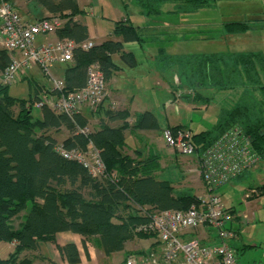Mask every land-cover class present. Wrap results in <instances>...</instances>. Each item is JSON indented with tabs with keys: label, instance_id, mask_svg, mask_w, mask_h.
Masks as SVG:
<instances>
[{
	"label": "trees",
	"instance_id": "trees-1",
	"mask_svg": "<svg viewBox=\"0 0 264 264\" xmlns=\"http://www.w3.org/2000/svg\"><path fill=\"white\" fill-rule=\"evenodd\" d=\"M25 1L43 7L50 16L65 19L64 25L56 31L59 39L68 38L78 43L89 40L87 25L75 19L81 12L77 0ZM135 1L140 14L150 18L163 13H195L214 6L217 0ZM167 4H171V9L165 10ZM124 8H128L125 2ZM251 28L250 21L224 24L227 34L244 33ZM115 29L125 41L137 40L142 44L145 41L142 30L129 19L118 22ZM162 52V49L157 51L158 54ZM116 53L129 66L137 64L134 53L123 51V43L112 39L97 43L89 50L75 49L73 61L66 66L64 91L83 88L87 83L88 68L94 63L99 64L106 81L110 80L113 71L120 67L112 58ZM157 58L156 61H161ZM168 58L169 68H173L175 75L184 81L178 87L190 90V93L181 96L196 94L195 97L203 98L200 93L197 94L201 88L246 89L231 108L221 109L218 122L212 129L200 132L190 129L195 156L205 153L223 134L237 129L250 140L261 161L264 160V53L169 54ZM10 62V52L1 47L0 241L14 243L16 251L8 258L0 255V264H33L29 257L21 256L22 252L35 249L41 241H55V235L60 231H72L92 238L107 255L123 250L126 242L134 238L157 239V246L130 255L160 250L158 234L143 227L156 212L187 210L198 202V196L189 190L176 193L170 180L157 177L156 171L161 167V156L158 154L150 151L146 157L140 153L132 156L125 151L128 147L125 131L161 130L158 116L152 111H145L130 124L127 110H118L106 102L96 111L85 110L77 114L75 121L48 106L41 108L42 117L36 119L32 115L31 104L41 92L36 91L35 97L31 96L29 105L25 100L11 97L9 84L2 81V73ZM100 111L104 115H100L99 128L89 135L79 132V128L89 127V115ZM120 120L123 121L121 125H111V122ZM180 128L187 127L178 125L165 129L176 131ZM61 129L68 130L70 134L59 142L53 132ZM90 143L100 150L107 175L94 177L84 165L64 158L57 151L60 144L68 149L86 151ZM250 170L234 181L243 180ZM111 173H116L117 177L112 178ZM253 188L258 190L254 197L264 195V185ZM26 210L24 221L15 228L12 220ZM232 213L239 220L235 207H232ZM61 250L68 255L71 263L79 262L75 245L68 244Z\"/></svg>",
	"mask_w": 264,
	"mask_h": 264
},
{
	"label": "rangeland",
	"instance_id": "rangeland-1",
	"mask_svg": "<svg viewBox=\"0 0 264 264\" xmlns=\"http://www.w3.org/2000/svg\"><path fill=\"white\" fill-rule=\"evenodd\" d=\"M255 1L219 0L217 2L220 3L219 5L204 8L195 13H163L160 16L147 18L140 14L135 0H77L81 11L78 15L79 19L87 25L91 40L120 41L123 43V51L129 50L135 54L137 60L135 66H129L121 57L116 58L117 55L119 56L118 53L112 57L113 61L122 68L119 67L113 71L109 85L122 90L119 91L122 103H117V107L129 109L127 120H136L141 112L148 109L158 116L162 128L169 124L184 125L193 132L212 129L218 122L221 109L231 108L244 91L240 88L213 91L201 88L197 94L200 93L203 98H197L196 94L192 93L190 97L181 96L190 92L187 88H184L186 90L184 91L178 87L179 84L183 85L184 81L178 76L176 79L173 68L167 65L168 56L169 54L218 51L234 53L262 51L264 53V21H261L264 19V14L256 13L258 11L252 4ZM124 2L128 4L127 9L124 8ZM15 7L17 9V6ZM171 7V4H167L165 10ZM124 19H129V22L142 30L143 39H145L143 44L137 40L125 41L123 35L117 32L116 24ZM231 21H252L259 25L249 32L225 34L221 25ZM208 24L213 28L207 30L202 27ZM158 49H162L163 52L158 54ZM157 56L162 62L156 61ZM152 59H155L154 63H151ZM31 67L34 68V74L39 80H45L46 75L40 67L34 64ZM157 67L160 69L156 70ZM29 72L30 70L27 71ZM52 73L56 77L59 75L54 68ZM115 73L116 77H114ZM165 85H173L175 92L165 89ZM33 87L27 77L20 76L15 83L9 85L8 91L11 97L25 100L29 105ZM101 112L89 115L91 131L99 128L100 115H103ZM32 115L36 119L41 118V109L32 108ZM69 134L66 129L53 132L59 142ZM126 143L129 148H132L134 156H136L135 153H140L146 157L150 151L161 156L159 162L161 167L156 171L157 177L170 180L176 193L180 190H189L197 196L205 194L206 185L201 174L195 171V167H198L197 157L172 151L164 138H161L160 130H142L134 136L127 133ZM190 168L195 169L190 171ZM251 184L255 186L264 184V160L243 180L232 181L221 188L220 192L223 193L225 203L228 206L234 204L239 215L255 214V220L245 227L241 238L236 239L239 250L238 263L264 264V195L252 196L251 199L246 200L245 194L250 193ZM13 222L17 225L18 220ZM234 241L231 240L230 243L236 248ZM15 251L16 246L12 242L0 241L2 258L10 257Z\"/></svg>",
	"mask_w": 264,
	"mask_h": 264
},
{
	"label": "built area",
	"instance_id": "built-area-1",
	"mask_svg": "<svg viewBox=\"0 0 264 264\" xmlns=\"http://www.w3.org/2000/svg\"><path fill=\"white\" fill-rule=\"evenodd\" d=\"M64 23L65 19L60 16L26 21L14 4L0 0V46L11 54V62L2 73V81L9 85L15 83L31 65H38L52 88L41 92L31 107L41 109L48 106L75 121L77 114L85 110L96 111L109 102V89L99 64L94 63L88 68L87 83L83 88L64 91L65 81L52 73L53 67L58 63L73 61L75 49L89 50L97 44L92 40L78 43L68 38H58L40 47L36 45L39 36L55 34ZM79 132L89 135L91 130L85 127L79 128ZM191 134L188 128L163 131L167 146L176 153L188 156L196 155ZM57 151L64 158L84 165L94 177L107 175L100 150L93 143L86 151L68 149L61 144L57 146ZM260 162V156L241 131L235 129L223 134L198 157L195 171L201 174L206 185L205 194L198 196V202L185 211L170 209L156 212L143 228L158 234L161 249L129 255L125 263L239 264L237 249L230 244L239 235L234 224L246 226L255 220V214L244 213L237 220L232 207L224 202L220 189ZM110 176L116 178L117 174L111 173ZM255 194H258V190L251 188L250 193L245 194L246 200Z\"/></svg>",
	"mask_w": 264,
	"mask_h": 264
},
{
	"label": "crops",
	"instance_id": "crops-1",
	"mask_svg": "<svg viewBox=\"0 0 264 264\" xmlns=\"http://www.w3.org/2000/svg\"><path fill=\"white\" fill-rule=\"evenodd\" d=\"M259 1L260 0H256L255 2L252 3L253 8L258 11L256 13L264 14V0L262 2H259ZM217 2H219V0L216 1V3H215L216 6L220 4V3L218 4ZM14 5L17 6V11L21 15V17L26 21H36L40 18L50 16V14L43 7L37 5L34 2H28L25 0H15ZM75 19L80 21L79 16H76ZM261 21H264V19H261ZM225 23L226 22L222 23V25H221V29L224 32H225V29H224ZM250 23L252 25V28L249 29L248 32L251 30H254L259 25L257 22L250 21ZM209 26H211V27H209ZM202 27H204L207 30H209L210 28H213L212 25H210V24L202 26ZM225 34H226V32H225ZM223 35L224 34H222V36ZM222 36H220V38ZM57 39H58V36L56 33L55 34H49L47 36H39L36 39V45L40 47L46 43L55 42ZM89 40H91L90 35H89ZM94 42L98 43V44L102 43L101 41L100 42L94 41ZM0 49H1V46H0ZM126 52H132V51L128 50ZM218 52H224V51H218ZM248 52H253V51H248ZM258 52H262V51H258ZM228 53H234V52L228 51ZM237 53H243V52L240 51ZM119 57H121L120 54H119V56L118 55L116 56V58H119ZM154 62H155V59L154 60L152 59L151 63H154ZM66 66H67V64L58 63L53 67L56 70V72L59 74V75H57V78L64 79ZM120 68H122V67L120 66ZM158 69H160V67L156 68V70H158ZM29 70H30V72L27 73V71H29ZM123 70H124V68H123ZM34 73H35L34 68H32L30 66L25 71V73L23 75H21V76L27 77L31 81V83L33 84L34 87H33V90L31 91V95L33 97H35L36 91H39V93H40V92H43L45 90H49L52 88L51 83H49V81L46 80V77H45V80H43V79L39 80V78H37V76ZM174 74H176V72ZM116 76H117V74L115 73L114 77H116ZM111 79L112 78H110V80L107 81L108 89H109V102L111 104H113L114 107L118 110H127L128 111L129 110L128 108L122 109L121 107L120 108L117 107V103H120V104L122 103L120 101V99H122V96L119 92L122 90L120 88H114L113 86H110L109 82L111 81ZM115 80L116 79L114 78V81ZM0 81H1V78H0ZM158 84H159V82H158ZM165 89H167L168 91H172V93H173V91L175 92V88L173 87V85H170V86L165 85ZM238 89L239 88H236V90H238ZM207 90L213 91L214 89L209 88ZM233 90H235V89H233ZM240 90L245 91L246 89L240 88ZM118 93H119V95H117ZM113 100H115L116 102H114ZM146 111H152V110L147 109ZM133 122H134L133 119L129 120L130 124H132ZM122 123H123L122 120L114 121V122H111V125L112 126H118V125H121ZM170 126L171 125L169 124L168 126H165L160 130L161 138H164L163 137V130L167 127H170ZM140 131H142V130L131 131L130 129H127L125 131V137L127 136V133L134 136L135 134L139 133ZM143 131H149V130H143ZM125 151L127 153H129L130 155L134 156L132 148L126 147ZM195 168H190L189 170L191 171ZM253 169H251V170H253ZM260 185H264V184H260ZM260 185H258V186H260ZM249 187L253 188L256 186H255V184H251ZM220 194L223 198V193L220 192ZM223 200H224V198H223ZM230 207H235V206H234V204H232V205H230ZM26 214H27V210L22 212L18 217H15L12 220V225H15V228L20 227V224L24 221ZM14 220H18L17 225L14 224L15 223V222H13ZM234 228L239 231V235L237 236V238L233 239V240H235L234 244L236 245V248L238 249L237 244H236V239L241 238L242 232H245V227L240 225V224H234ZM68 244H73L77 248L80 260L76 264H125L126 258L131 253H141L144 251H148L149 249H151L153 247H156L157 246V239H154V238H151V239L134 238L133 240L126 242L125 248L123 250L118 251V252H114L110 255H107L104 253V251L101 248L98 247V245L94 242V240L92 238H85L83 235L78 234V233H74L72 231H60V232L56 233L55 241H52V240L41 241L35 249H27V250L22 252L21 256L22 257H29L32 260L33 264H73L70 262L68 255L61 250V247H64Z\"/></svg>",
	"mask_w": 264,
	"mask_h": 264
}]
</instances>
